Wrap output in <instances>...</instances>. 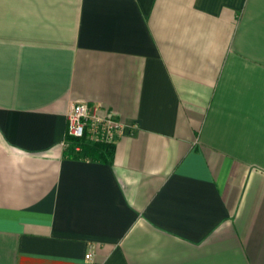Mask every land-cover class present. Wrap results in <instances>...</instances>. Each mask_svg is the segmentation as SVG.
Returning a JSON list of instances; mask_svg holds the SVG:
<instances>
[{"label":"crops","instance_id":"crops-1","mask_svg":"<svg viewBox=\"0 0 264 264\" xmlns=\"http://www.w3.org/2000/svg\"><path fill=\"white\" fill-rule=\"evenodd\" d=\"M0 264H264V0H0Z\"/></svg>","mask_w":264,"mask_h":264},{"label":"built area","instance_id":"built-area-1","mask_svg":"<svg viewBox=\"0 0 264 264\" xmlns=\"http://www.w3.org/2000/svg\"><path fill=\"white\" fill-rule=\"evenodd\" d=\"M68 136L84 143L114 145L120 137L124 123L112 110L102 112L99 106L76 102L68 113ZM92 252L86 257L90 259Z\"/></svg>","mask_w":264,"mask_h":264},{"label":"trees","instance_id":"trees-1","mask_svg":"<svg viewBox=\"0 0 264 264\" xmlns=\"http://www.w3.org/2000/svg\"><path fill=\"white\" fill-rule=\"evenodd\" d=\"M75 144L81 146L82 152L80 153L79 157H99L103 159H108L111 158L113 155V145L98 143H80L77 139Z\"/></svg>","mask_w":264,"mask_h":264}]
</instances>
